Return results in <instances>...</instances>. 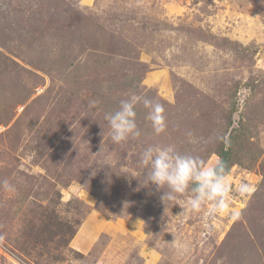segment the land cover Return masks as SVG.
Instances as JSON below:
<instances>
[{
    "label": "rangeland",
    "instance_id": "1",
    "mask_svg": "<svg viewBox=\"0 0 264 264\" xmlns=\"http://www.w3.org/2000/svg\"><path fill=\"white\" fill-rule=\"evenodd\" d=\"M134 96L167 130L137 104L141 137L115 144L104 116ZM150 144L210 165L232 145L239 215L162 201ZM3 180L0 264H264V0H0Z\"/></svg>",
    "mask_w": 264,
    "mask_h": 264
},
{
    "label": "clouds",
    "instance_id": "2",
    "mask_svg": "<svg viewBox=\"0 0 264 264\" xmlns=\"http://www.w3.org/2000/svg\"><path fill=\"white\" fill-rule=\"evenodd\" d=\"M89 103L95 107L97 102L93 100ZM137 104H142L147 109L146 119L150 121L157 136L166 132L168 124L164 105L147 96H134L121 99L118 109L104 116L113 143L121 144L141 137L142 132L137 123ZM186 135L189 143L197 142L191 132ZM103 151L102 142L100 151L95 154L99 155ZM139 163L147 169V184L154 185L157 191L163 190L160 197L162 201H175L178 195L187 194V204L194 212H200L211 205L208 208L209 214L231 212L233 217L239 215L231 209L233 185L223 160L210 165L199 155L179 151L174 144H150L140 154ZM91 175L95 177L97 172L94 170ZM0 188L10 193L16 191L15 185L8 180L0 181ZM235 191L246 196L252 189L248 184H241Z\"/></svg>",
    "mask_w": 264,
    "mask_h": 264
},
{
    "label": "trees",
    "instance_id": "3",
    "mask_svg": "<svg viewBox=\"0 0 264 264\" xmlns=\"http://www.w3.org/2000/svg\"><path fill=\"white\" fill-rule=\"evenodd\" d=\"M221 158V160H223L225 162V164L227 165V168L230 172V163H231V158L233 155V147L232 145H230L229 148H223L221 151L217 152Z\"/></svg>",
    "mask_w": 264,
    "mask_h": 264
}]
</instances>
